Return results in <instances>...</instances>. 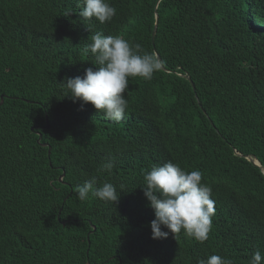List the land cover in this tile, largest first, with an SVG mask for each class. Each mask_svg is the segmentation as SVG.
<instances>
[{
  "label": "trees",
  "instance_id": "obj_1",
  "mask_svg": "<svg viewBox=\"0 0 264 264\" xmlns=\"http://www.w3.org/2000/svg\"><path fill=\"white\" fill-rule=\"evenodd\" d=\"M110 3L116 15L101 24L79 15L81 0H0V264L264 256V173L244 158L264 167V0ZM96 31L162 61L151 80L129 78L120 122L61 84L95 70L83 49ZM169 161L200 170L212 188L216 211L203 243L183 231L151 238L143 176ZM93 176L116 186L117 202L78 199L76 186Z\"/></svg>",
  "mask_w": 264,
  "mask_h": 264
},
{
  "label": "clouds",
  "instance_id": "obj_2",
  "mask_svg": "<svg viewBox=\"0 0 264 264\" xmlns=\"http://www.w3.org/2000/svg\"><path fill=\"white\" fill-rule=\"evenodd\" d=\"M79 13L86 20L95 18L99 23L109 22L116 15V8L110 0H81ZM87 56L94 57L95 70L85 68L83 76L66 77L62 86L74 101L91 103L97 113L116 122L123 120L128 107L125 96L130 77L151 80L161 69L162 61L156 51H145L141 44L131 43L121 36L107 35L96 31L91 43L83 49ZM111 162L103 169L109 174ZM200 170L186 171L180 164L171 161L153 165L143 176V192L154 219L150 222L151 238L164 239L169 233L174 236L182 231L188 237L203 243L209 237L212 217L215 215V200L212 188L202 182ZM78 199L85 201L90 196L108 202H117L116 186L104 183L97 186L96 177H91L75 188ZM162 226L168 231H162ZM264 256L256 250L249 264H262ZM197 264H234L231 258L217 254L198 259Z\"/></svg>",
  "mask_w": 264,
  "mask_h": 264
},
{
  "label": "water",
  "instance_id": "obj_3",
  "mask_svg": "<svg viewBox=\"0 0 264 264\" xmlns=\"http://www.w3.org/2000/svg\"><path fill=\"white\" fill-rule=\"evenodd\" d=\"M156 18H157V16H156ZM155 33H156V26H154V29H153V31H152V35H151V43H152V45H154V37H155ZM183 77H184L187 81H189V83L191 84L192 88L194 89V86H193L191 80L189 79V77H187V76H183ZM2 99H3V98L1 97L0 105H1L2 102H3ZM46 128H49V126L47 125ZM36 134L38 135V141H37V142H39L40 139H41V135H40L38 132H36ZM42 146L45 147V146H47V144H42ZM49 152H50V149L48 148V153H49ZM235 155L241 157V155H240L239 153H237V152H235ZM244 158H245L247 161H249L250 163H252L254 166L258 167V168L264 173V167L260 166V164H259L256 160H253V159H252L251 157H249V156H244ZM62 177H63V175L61 176V178H62ZM61 178H60V179H61ZM93 231H94V229H93Z\"/></svg>",
  "mask_w": 264,
  "mask_h": 264
}]
</instances>
